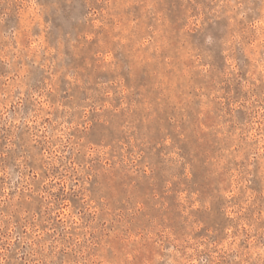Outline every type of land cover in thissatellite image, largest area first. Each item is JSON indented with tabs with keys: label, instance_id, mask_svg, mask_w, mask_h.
I'll use <instances>...</instances> for the list:
<instances>
[{
	"label": "rangeland",
	"instance_id": "obj_1",
	"mask_svg": "<svg viewBox=\"0 0 264 264\" xmlns=\"http://www.w3.org/2000/svg\"><path fill=\"white\" fill-rule=\"evenodd\" d=\"M260 7L0 0V167L21 175L0 176V241L20 238L10 256L158 264L173 248L180 264H240L231 245L264 243ZM73 167L81 187L52 192Z\"/></svg>",
	"mask_w": 264,
	"mask_h": 264
},
{
	"label": "clouds",
	"instance_id": "obj_2",
	"mask_svg": "<svg viewBox=\"0 0 264 264\" xmlns=\"http://www.w3.org/2000/svg\"><path fill=\"white\" fill-rule=\"evenodd\" d=\"M101 2V0H97V3ZM260 20L262 23H264V0H260ZM35 7V5H33ZM52 7H54V3L52 4ZM230 8L232 10V13L235 17V19L239 20L242 19L245 16V10L243 4L232 2L230 4ZM237 10L238 14H237ZM250 11V9H248ZM37 19L32 20L31 24H36L39 20V16H46L49 14L48 9H39L37 10ZM96 16H99L100 19L97 21L96 27L101 28L105 27L107 24V20L110 16V13L107 10V7L103 10L102 13H95ZM31 24L27 25L28 27H31ZM43 30H46L47 25H40ZM261 33L264 34V27L260 29ZM206 44H211L212 39L211 37H207L205 40ZM37 44H40L39 39H37ZM42 46V45H41ZM12 51H18L17 49H12ZM230 51V50H229ZM231 63V61H230ZM38 103L40 101L39 97H36ZM35 123V121H33ZM9 123H16L19 124L21 121L19 119H16L14 122L9 120ZM59 123V122H58ZM56 135H59L57 133ZM65 135L67 133L65 132ZM14 139V137H13ZM59 147L63 149L64 145L61 141H57ZM15 145L11 142L7 145V149H13ZM7 152H0V156H6ZM16 164L20 167H23L20 160L16 161ZM0 176L5 177L6 179L10 180L9 187H13L16 185V182L21 180V175L19 173H16L13 177L12 175V169L11 168H3L0 167ZM83 177L84 171L82 169H75L74 167L69 169L68 175L60 179L58 182H54L55 186L49 185V189L52 192H56L59 190L61 186L64 187L65 194L70 195L71 191H75L76 189L81 187V182L77 180V177ZM47 184L48 181H45ZM71 189V191H70ZM198 205L193 204L192 207L195 208ZM65 219L68 220H75V217L71 215V209H69V216L65 217ZM249 232H251V229H249ZM20 239L16 234L15 231H12V235L9 240L6 242L0 241V252L3 254L0 255V264H26L25 261L21 259V257L24 255V253H20L17 256H10V253L16 251L15 246L12 244V241ZM25 243L21 239V244ZM229 251H233L235 253L233 259L234 261H239L240 264H264V243L261 244H253L252 247L248 250H239L236 248V245L233 244L229 248ZM35 256V252L32 253ZM44 259V253L43 250L40 251V255L37 259H35L32 264H42V261ZM156 262L158 264H180L179 260V253L175 252L173 248H167L164 250V252L156 257ZM125 264H128V261H125ZM190 264H196L194 260L190 261Z\"/></svg>",
	"mask_w": 264,
	"mask_h": 264
}]
</instances>
